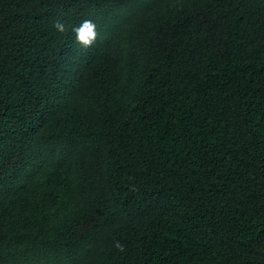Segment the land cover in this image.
<instances>
[{
  "label": "trees",
  "instance_id": "16d2710c",
  "mask_svg": "<svg viewBox=\"0 0 264 264\" xmlns=\"http://www.w3.org/2000/svg\"><path fill=\"white\" fill-rule=\"evenodd\" d=\"M0 264H264V0H0Z\"/></svg>",
  "mask_w": 264,
  "mask_h": 264
},
{
  "label": "clouds",
  "instance_id": "9594fccd",
  "mask_svg": "<svg viewBox=\"0 0 264 264\" xmlns=\"http://www.w3.org/2000/svg\"><path fill=\"white\" fill-rule=\"evenodd\" d=\"M53 27L59 33H65L67 31L62 21L54 22ZM72 31L75 34L76 43L84 49L91 47L97 40L98 33L96 31V24L92 20L83 21L80 26L72 29ZM135 190L133 188V191ZM113 246L120 252L125 251L124 245L119 241H115Z\"/></svg>",
  "mask_w": 264,
  "mask_h": 264
}]
</instances>
